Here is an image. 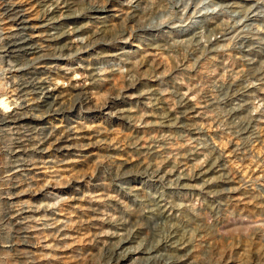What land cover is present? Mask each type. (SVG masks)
<instances>
[{"label": "rangeland", "instance_id": "374dc122", "mask_svg": "<svg viewBox=\"0 0 264 264\" xmlns=\"http://www.w3.org/2000/svg\"><path fill=\"white\" fill-rule=\"evenodd\" d=\"M30 1H0V47L13 3L43 35L0 52L29 115L0 124V264H264V0H56L69 44Z\"/></svg>", "mask_w": 264, "mask_h": 264}, {"label": "bare ground", "instance_id": "6f19581e", "mask_svg": "<svg viewBox=\"0 0 264 264\" xmlns=\"http://www.w3.org/2000/svg\"><path fill=\"white\" fill-rule=\"evenodd\" d=\"M1 1V0H0ZM109 1V0H108ZM108 1H107V3H108ZM36 2H39V4H38V6H42L41 8H43V9H41V10H43V17H44V19L46 18V23L43 25V26H45V27H47V28H51V29H53L54 30V32H52V31H50L49 29H47V31H46V35H44V37H45V42L46 43H50V42H54V43H61V42H63V41H66L68 44L69 43H71V41H73L72 39H71V41H70V38H71V35L72 34H74V32H72V31H67L66 29L67 28H65V30L66 31H62V30H59L62 26H63V24H67L68 22H69V20L73 17V15L71 14V15H69V14H64V11L63 10H65V9H63V8H66L67 6L66 5H62V4H60L58 1L56 2V0L54 1V0H31L30 1V3H32V6L31 7H35L34 5H37L36 4ZM63 2V1H62ZM65 2H66V0H65ZM69 2V1H68ZM71 2V1H70ZM72 2H74V1H72ZM129 2H132V1H130L129 0ZM128 2V3H129ZM7 3V2H6ZM67 3V2H66ZM125 3V2H124ZM127 3V2H126ZM8 4V3H7ZM34 4V5H33ZM73 5V4H72ZM71 5V6H72ZM103 5V6H102ZM101 6H97L96 4H95V6H94V4H93V6L92 7H90V11H91V16L93 17V18H103L104 16H103V14L104 13H106V12H108V11H110V8L108 7V6H104V4H102ZM107 5V4H106ZM112 5V4H111ZM236 5V4H235ZM233 6H234V4H233ZM21 6L18 4V3H13V4H10V6H9V8L7 9V14H8V16H9V20L12 22V25H14L13 27L14 28H22L25 32H21V31H12L9 35H7V36H3L4 37V45H2V47H0L1 49H0V52H1V54H2V56L3 57H12V58H19V57H22V56H24V55H32V54H35L37 51H38V48L40 49V45H38V43H37V41L38 40H40L41 38H42V33L40 34L39 33V30H37L36 32H30V31H27V28H32V27H30V26H28L27 24H25L26 22H28L29 21V19H28V17H26V11L28 10H26V8L25 9H21L20 8ZM116 8V7H115ZM71 9V12L73 11L72 10V8H70ZM41 10H40V12H41ZM88 10V9H87ZM114 10V9H113ZM69 11V10H68ZM83 11V10H82ZM71 12H69V13H71ZM75 12V11H74ZM73 12V13H74ZM77 12V11H76ZM90 13V12H89ZM78 14V13H77ZM87 15V14H86ZM42 17V18H43ZM44 19H43V21H44ZM92 19V18H91ZM35 25V24H34ZM77 26V25H76ZM83 26H85V25H83ZM88 26V25H87ZM12 27V26H11ZM12 27V28H13ZM42 27V26H41ZM69 27V26H68ZM35 28H39L38 26L37 27H35ZM34 28V29H35ZM73 28V27H72ZM71 28V29H72ZM79 28V27H78ZM85 28V27H84ZM87 28V27H86ZM69 29V28H68ZM64 30V29H63ZM81 30V29H80ZM78 33V32H77ZM41 37V38H40ZM44 39V38H43ZM75 40V39H74ZM1 41V40H0ZM2 41H3V39H2ZM1 41V42H2ZM42 41V40H41ZM76 43V42H75ZM89 43V42H88ZM88 43H86V44H88ZM3 44V43H2ZM64 44H66V43H64ZM63 44V45H64ZM82 44H84V43H82ZM85 44V45H86ZM78 45V44H77ZM1 46V45H0ZM51 46V45H50ZM57 46V45H56ZM62 46V45H61ZM60 46V47H61ZM66 46V45H65ZM68 46V45H67ZM70 46V45H69ZM74 46V45H73ZM82 47H83V45H81ZM81 46H79V47H81ZM88 47H89V44L87 45ZM47 47V46H46ZM45 47V48H46ZM59 47V46H58ZM71 47H72V45H71ZM86 47V46H85ZM84 47V48H85ZM44 48V47H43ZM42 48V49H43ZM48 48H50V47H48ZM67 48V47H66ZM76 48H78V47H76ZM41 49V50H42ZM53 49V48H52ZM55 49V48H54ZM83 49V48H82ZM44 50V49H43ZM46 50V49H45ZM51 50V49H50ZM49 49H48V51H50ZM79 50V49H78ZM55 51V50H54ZM58 51V50H57ZM47 52V51H46ZM63 53H64V49H63ZM40 54L41 53H39V55H37V56H40ZM62 54V53H61ZM46 55V54H45ZM36 58H37V56L36 55H34ZM57 56V55H56ZM35 57L34 58H32V59H35ZM41 58V57H40ZM39 58V59H40ZM46 58V57H45ZM50 58H52V57H50ZM49 59V58H48ZM6 60V59H5ZM14 60V59H13ZM26 60V59H25ZM24 60V61H25ZM28 60V59H27ZM26 60V61H27ZM30 60V59H29ZM8 61V60H7ZM12 61V60H11ZM16 61V60H15ZM25 61V62H26ZM41 61V60H40ZM10 62V61H9ZM8 62V63H9ZM17 62V61H16ZM21 62V61H20ZM30 62H32V60L30 61ZM34 62V61H33ZM13 63V62H12ZM29 63V62H28ZM50 63H51V61H50ZM49 63V64H50ZM26 64V63H25ZM24 64V65H25ZM30 64V63H29ZM10 65V64H9ZM24 65H22L21 67H23ZM43 65V64H42ZM20 66V65H19ZM38 66V65H37ZM44 66V65H43ZM12 67V66H11ZM17 67V66H16ZM24 67H26V66H24ZM46 67V66H45ZM14 68V67H13ZM25 69V68H24ZM46 69V68H45ZM41 70V69H40ZM115 70H117V69H115ZM93 71V70H92ZM95 71V70H94ZM112 71V70H111ZM100 72V71H99ZM104 72V71H103ZM113 72V71H112ZM29 73V72H28ZM98 73V72H97ZM109 73V72H108ZM111 73V72H110ZM109 73V74H110ZM95 74V73H94ZM47 75V74H46ZM49 75V74H48ZM97 75V74H96ZM103 75V74H102ZM26 76V75H25ZM29 76V75H28ZM93 76V75H92ZM99 76H101L100 74H99ZM105 76V75H104ZM16 77V76H15ZM24 77V76H23ZM41 77V76H40ZM44 77V76H43ZM48 77V76H47ZM95 77V76H94ZM107 77V76H106ZM17 78V77H16ZM15 78V79H16ZM25 78V77H24ZM44 78H46V77H44ZM92 78V77H91ZM101 78H104V77H101ZM108 78V77H107ZM94 79V78H93ZM18 80V79H17ZM25 80V79H24ZM33 80V79H32ZM40 80H42V82H41V85H40V92H41V94H42V98H43V101L46 103V104H49V103H47L48 102V100L50 99V98H52V96H53V92L51 91V90H55L56 88H53V89H51V88H48L47 86H45V81L42 79V78H40ZM47 80V79H46ZM49 80V79H48ZM103 80V79H102ZM14 81V80H13ZM35 81V80H34ZM39 80H37V82H38ZM44 81V82H43ZM94 81V80H93ZM15 82H17L16 80H15ZM31 82V81H30ZM14 83V82H13ZM24 83H26V82H24ZM30 84V83H29ZM18 85H19V82H18ZM32 83H31V87H32ZM36 85V84H35ZM29 87V86H28ZM249 87V86H248ZM15 88V87H14ZM18 88L19 87H17V89L15 88V90H18ZM25 88V87H24ZM13 89V88H12ZM36 89V88H35ZM34 89V90H35ZM245 89V88H244ZM38 90V89H37ZM14 92V91H13ZM38 92V91H37ZM151 92H153V91H151ZM155 92H156V90H155ZM18 93V92H17ZM27 93V92H26ZM29 93V92H28ZM86 93V92H85ZM158 94H159V91L157 92ZM160 93H162V92H160ZM187 93V92H186ZM185 93V94H186ZM191 93V92H190ZM16 94V93H15ZM188 94V93H187ZM57 95H59V94H57ZM162 95H164V94H162ZM161 95V96H162ZM18 96H21V95H19L18 94ZM157 96H159V95H156V97ZM160 96V97H161ZM183 96H186V95H183ZM182 96V97H183ZM17 97V96H16ZM81 97V96H80ZM24 98V97H23ZM26 98V97H25ZM24 98V99H25ZM41 98V97H40ZM39 98V99H40ZM162 98V97H161ZM165 98V97H164ZM16 99V98H15ZM54 99V98H53ZM82 99V98H81ZM80 99V100H81ZM149 99V98H148ZM163 99V98H162ZM18 100H20V98L18 99ZM17 100V101H18ZM23 100V99H22ZM55 100V99H54ZM166 100V99H165ZM16 101V102H17ZM34 101V100H33ZM188 101V100H187ZM20 102V101H19ZM84 102H86V101H84ZM7 102H5V100H4V97L1 99V101H0V105H2L3 104V106L4 107H8V105L9 104H6ZM23 103V102H22ZM53 103V102H52ZM56 103H57V101H56ZM56 103H54V104H56ZM161 103V102H160ZM182 103H185L184 101L182 102ZM16 104V103H15ZM18 104V103H17ZM37 104V103H36ZM108 104V103H107ZM181 104V103H180ZM40 105V104H39ZM42 105V104H41ZM78 105V104H77ZM20 106V105H19ZM19 106H16V108L17 109H19L20 107ZM24 106V105H23ZM31 106V105H30ZM49 106V105H48ZM74 106V105H73ZM104 106V105H103ZM105 106H107V105H105ZM156 106V105H155ZM9 107H11V106H9ZM9 107H8V109H9ZM15 107V106H14ZM25 107V106H24ZM34 107V106H33ZM36 107V106H35ZM56 108H61V107H56ZM21 109V108H20ZM47 109V108H46ZM5 110V109H4ZM10 110V109H9ZM43 110H45V108L43 109ZM53 110H54V108H53ZM48 111V110H47ZM51 111V110H50ZM61 111V110H60ZM66 111V110H65ZM178 111H179V109H178ZM177 111V112H178ZM6 112H8L7 111V108H6ZM24 112V111H23ZM27 112V111H26ZM53 112H55V111H53ZM170 112V111H169ZM182 112H184V111H182ZM60 113H62V112H60ZM27 114V113H26ZM44 114H46V113H44ZM49 114V113H48ZM35 115V114H34ZM39 116V115H38ZM30 117H33V116H30ZM29 118V115L28 116H24V115H20V111L18 112L17 110H12V111H10L9 113H5L4 111H3V108L0 106V124L2 125V126H6L7 128H9V127H14V126H16V125H18V124H20V123H22V122H24L26 119H28ZM35 118H36V116H35ZM40 118V117H39ZM29 122V121H28ZM21 125V124H20ZM5 127V128H6ZM20 127H22V126H20ZM31 127H33V126H31ZM18 128V127H17ZM11 129V128H10ZM27 129H29V128H27ZM32 129V128H31ZM5 130V129H4ZM8 130V129H7ZM35 130V129H34ZM12 131V130H11ZM16 131V130H15ZM14 131V132H15ZM20 131V130H19ZM21 131H23V129L21 130ZM10 132V131H9ZM17 132V131H16ZM51 132V131H50ZM19 133V132H18ZM29 133V132H28ZM46 133V132H45ZM45 133H43L44 135H45ZM49 133V132H48ZM47 134V133H46ZM26 135H28V134H26ZM51 135H52V133H51ZM21 137V136H20ZM29 137V136H28ZM28 137H27V139H28ZM45 137V136H44ZM44 137L42 138L43 139V141H45L44 140ZM49 137V136H48ZM31 138V137H30ZM36 138V137H35ZM15 139V138H14ZM26 139V141H28ZM41 139V138H40ZM57 139V138H56ZM55 139V140H56ZM70 139V138H69ZM68 139V140H69ZM30 140V139H29ZM16 141V140H15ZM22 141H24V140H22ZM22 141H20V142H22ZM31 142V141H30ZM30 142H29V144H30ZM47 142V141H46ZM51 142V141H50ZM17 143H19V142H17ZM27 144H28V142H26ZM25 143V144H26ZM52 143V142H51ZM24 144V143H23ZM40 144V143H39ZM49 144V143H48ZM61 144V143H60ZM22 145V144H21ZM51 145V144H50ZM16 146V145H15ZM26 146V145H25ZM36 146V145H35ZM46 146V145H45ZM64 146V145H63ZM32 147V146H31ZM37 147H38V144H37ZM57 147V146H56ZM70 147H71V145H70ZM24 148V147H23ZM32 148H34V147H32ZM16 149V148H15ZM18 149H20V148H18ZM38 149V148H37ZM59 149V148H58ZM39 150V149H38ZM17 151V150H16ZM19 151V150H18ZM35 151V150H34ZM42 153V152H41ZM44 153V152H43ZM22 155V154H21ZM18 156V155H17ZM39 159V158H38ZM18 160H20V159H18ZM32 160V159H31ZM17 160H15V162H16ZM26 162V161H25ZM207 164V163H206ZM211 164V163H210ZM33 165V164H32ZM18 166H19V164H18ZM202 166H204V165H202ZM23 167V166H22ZM163 168V167H162ZM201 168V167H200ZM165 169V168H164ZM160 170V169H159ZM162 171V170H161ZM180 171V170H179ZM178 171V172H179ZM181 172V171H180ZM179 172V173H180ZM161 173V172H160ZM163 173V172H162ZM169 174V173H168ZM171 174V173H170ZM177 175V174H176ZM194 175V174H193ZM204 176V175H203ZM173 177V176H172ZM176 178H178V177H176ZM180 179H181V177H179ZM173 180H175V178L173 177ZM177 182V181H176ZM160 198V197H159ZM157 202H158V200H157ZM162 209H164V208H162ZM22 211V210H21ZM25 211V210H24ZM14 215V214H13ZM127 239V238H126ZM123 240H124V238H123ZM121 242V241H120ZM123 242V241H122ZM127 242V241H126ZM134 251V250H133ZM136 252H137V250H136ZM113 253V252H112ZM115 253V252H114ZM132 253V252H131ZM120 254V253H119ZM117 255V254H116ZM127 255V254H126ZM120 256H121V254H120ZM131 256V255H130ZM122 257V256H121ZM121 257L119 258V259H121ZM123 257H124V255H123ZM117 258V257H116ZM125 258V257H124ZM127 258V257H126ZM123 259V258H122ZM118 261V260H117ZM165 263V262H164Z\"/></svg>", "mask_w": 264, "mask_h": 264}]
</instances>
